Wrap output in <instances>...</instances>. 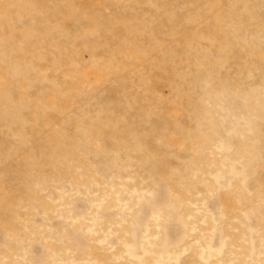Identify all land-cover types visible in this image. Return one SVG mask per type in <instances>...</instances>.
<instances>
[{
    "label": "rangeland",
    "instance_id": "obj_1",
    "mask_svg": "<svg viewBox=\"0 0 264 264\" xmlns=\"http://www.w3.org/2000/svg\"><path fill=\"white\" fill-rule=\"evenodd\" d=\"M0 264H264V0H0Z\"/></svg>",
    "mask_w": 264,
    "mask_h": 264
}]
</instances>
